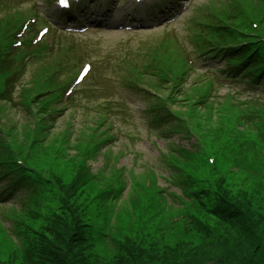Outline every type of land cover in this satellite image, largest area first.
<instances>
[{
    "label": "rangeland",
    "instance_id": "obj_1",
    "mask_svg": "<svg viewBox=\"0 0 264 264\" xmlns=\"http://www.w3.org/2000/svg\"><path fill=\"white\" fill-rule=\"evenodd\" d=\"M110 38H102L101 41L106 43ZM115 41H119L115 39ZM133 47L139 44L140 41L130 40ZM110 54L111 62L117 64L126 54V51H120L115 46L106 47L98 52L99 56H106ZM111 75L110 71L106 72ZM29 72L23 74L22 81L16 84V92L18 87L27 80ZM115 88L118 91L121 89L118 87L117 82L114 83ZM15 92V93H16ZM17 95V94H16ZM135 110H132V124L128 127H123L124 120L120 118L118 120L119 127L122 129V135L118 143L117 149H110L113 153L123 154L125 152L124 146H127V151L122 156V161L117 163L116 169H125L124 179L127 182L130 179V174L132 173L133 184L128 191L124 194V198L120 203H115L113 208V213L106 215L105 211L110 205H106L100 200L95 199V193L102 187V184L108 185L107 176L111 175L112 172H107V176L104 177L103 182L98 181V173L101 172V166L103 161L97 158L94 161L85 163V172L88 171L91 176H94V182L98 183V186L94 184L87 183L83 188L80 186H75V196L73 197L75 203L79 204H89L91 209L80 211L83 214L84 220L92 225V232L90 237L92 239V255L93 258L101 264H115L116 258L120 260L119 264H124V257H119L118 249H120V244L125 239H130L134 243L141 245L145 248L150 246H158L159 254L165 251L163 247H174L176 243L182 242L184 247L181 251H187L193 247H201V245L209 244L212 241H227L226 237L221 231H213V224L211 220L201 216L200 208L196 204L183 209L188 208L191 215L194 218H190L183 210H181L180 204L178 202H173L169 197H165L164 201H161L158 197H155L153 190L155 186L151 183L152 173L150 169L156 170L157 173L168 174V165L163 161L162 154L165 152L164 144L155 141L151 136L147 139L141 138L142 141H136L134 144L130 145L129 141L125 136V132H130L134 134H140L144 136L143 130L146 124V117L143 113L145 105L143 104L141 98L139 97L138 102H135ZM10 119L13 120L14 124L18 126L17 133L24 138L27 135V121L24 118L25 114L20 111L18 105L16 108H10L7 112ZM21 121L19 122L18 120ZM227 124L230 125L233 122L232 117L225 119ZM222 121V120H221ZM127 122V121H126ZM222 123H225L222 121ZM57 128L59 124L56 125ZM197 131L203 137V142L205 145V150L209 155L215 156L216 169L214 171V180L216 181V174H218L217 182L221 181L223 189L232 197L239 199L241 193H246L247 197L251 201V205L254 211L264 214V165L255 161L248 162L249 166H235L232 155L228 152L227 148L224 147L222 141L224 133L222 134V125L220 120H216L213 125V130L211 127L206 125L204 122H199L196 124ZM63 126L61 125V128ZM30 128V127H29ZM28 129V128H27ZM29 130V129H28ZM60 133L54 141L49 140L46 149H41L38 156L31 159V163L37 168L49 172L50 175L58 179L62 185L67 186L73 184V180L77 175V170L74 164L71 162H64V160L52 161L50 148L58 145ZM59 135V137H58ZM173 143H178L180 146L185 147L189 143L193 145V141L189 140L188 143L181 136H173L170 138ZM229 142V141H227ZM22 145L24 142H19ZM111 156V155H109ZM114 161H112L113 163ZM207 163V162H206ZM189 174L196 177L204 179L206 177V164L202 159L189 162L188 164L181 163ZM133 166V167H132ZM132 167V169H130ZM149 169V170H148ZM165 171V172H164ZM208 164H207V178H208ZM163 174V176H166ZM171 181H165L162 177L159 178L158 185L166 188L167 190H175V187L170 184ZM182 196L179 190H177ZM165 202L172 206V209L160 205L159 203ZM164 204V203H163ZM165 205V204H164ZM10 205L1 206L0 213L6 211V214L14 219L17 223V228L23 230L25 237L31 236V232L26 231V227L32 229L39 228L44 218L51 211L49 203H43L40 207H34L27 214H21L19 212L9 210ZM58 205L54 208L56 209ZM168 206V205H166ZM170 207V206H168ZM197 211V213H196ZM37 216V217H36ZM42 216V218H41ZM200 218L205 222L204 225L207 226L205 233L199 232L196 225L199 223ZM19 223L21 225H19ZM8 226V225H6ZM34 236V235H33ZM32 236V238H33ZM31 238V239H32ZM24 239V237L22 238ZM22 239L11 240L9 239L4 231L0 227V261H12L13 264H22V250L25 243H22ZM248 247V246H247ZM249 249V248H248ZM167 250V249H166ZM231 253L230 255H232ZM153 264H159L155 261Z\"/></svg>",
    "mask_w": 264,
    "mask_h": 264
},
{
    "label": "trees",
    "instance_id": "obj_2",
    "mask_svg": "<svg viewBox=\"0 0 264 264\" xmlns=\"http://www.w3.org/2000/svg\"><path fill=\"white\" fill-rule=\"evenodd\" d=\"M75 186L78 184L60 189L69 201L56 199L58 206L50 212L52 215L43 218L40 227L31 228V236L22 240V264H101L93 258V247L86 236L90 224L80 212L91 207L75 203ZM217 191L219 196L211 190L201 192L195 204L201 216L211 220L213 231H221L227 241H212L187 251H181L184 247L180 245L186 244L180 242L174 247H163L165 251L159 254L158 246L145 248L125 239L118 249L124 264H264V214L254 211L246 193L236 199L222 186ZM199 219L196 227L207 237V222ZM119 262L116 258L115 264Z\"/></svg>",
    "mask_w": 264,
    "mask_h": 264
},
{
    "label": "snow or ice",
    "instance_id": "obj_3",
    "mask_svg": "<svg viewBox=\"0 0 264 264\" xmlns=\"http://www.w3.org/2000/svg\"><path fill=\"white\" fill-rule=\"evenodd\" d=\"M60 3L65 7L68 6V0H60Z\"/></svg>",
    "mask_w": 264,
    "mask_h": 264
}]
</instances>
